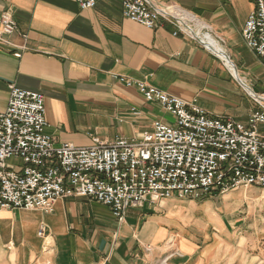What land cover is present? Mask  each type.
<instances>
[{
  "label": "crops",
  "instance_id": "0c3cea01",
  "mask_svg": "<svg viewBox=\"0 0 264 264\" xmlns=\"http://www.w3.org/2000/svg\"><path fill=\"white\" fill-rule=\"evenodd\" d=\"M149 1L217 43L242 84L218 54L174 23L159 19L146 28L123 17L118 0L86 9L74 0H0V14L10 11L17 24L6 38L26 48L17 58L16 48L0 43V112L9 85L39 92L55 145L78 147L134 139L155 121L173 122L157 102L119 81L124 76L246 123L258 110L253 96H264V65L242 39L254 1ZM258 129L264 133V125ZM212 198L225 200L227 212ZM41 223L47 249L37 236ZM0 264H264V190L145 202L128 208L122 222L109 207L76 196L60 198L51 213L1 209Z\"/></svg>",
  "mask_w": 264,
  "mask_h": 264
},
{
  "label": "built area",
  "instance_id": "2783aa9c",
  "mask_svg": "<svg viewBox=\"0 0 264 264\" xmlns=\"http://www.w3.org/2000/svg\"><path fill=\"white\" fill-rule=\"evenodd\" d=\"M74 1L81 9L96 3ZM253 1L242 39L264 65V0ZM118 2L123 17L146 28H154L162 19L174 23L176 32L195 38L194 31L206 38L171 9L156 8L149 0ZM16 32L11 12L3 11L0 43L16 48L13 55L19 58L25 46L6 38ZM119 81L134 86L146 101L157 102L173 122L155 121L151 131L130 140L116 138L87 147L55 145L46 132L43 95L8 86L7 106L0 112V210L51 213L60 198L76 196L109 207L122 222L128 208H141L145 202L199 199L250 186L264 190V133L258 129L264 125V96H253L258 110L240 123L212 115L145 81L124 76ZM11 157L21 164H8ZM37 236L47 249L45 224L39 225Z\"/></svg>",
  "mask_w": 264,
  "mask_h": 264
},
{
  "label": "rangeland",
  "instance_id": "374dc122",
  "mask_svg": "<svg viewBox=\"0 0 264 264\" xmlns=\"http://www.w3.org/2000/svg\"><path fill=\"white\" fill-rule=\"evenodd\" d=\"M6 162L8 164H14V165H20L21 164V162L19 160L15 159L14 157H11ZM239 193H240L239 191L236 193H232L231 194L232 197L230 199H228L227 202H230V204H233L232 202H234L236 200L235 196L238 195L237 197H239ZM212 202H214L215 204H219L220 206H222L223 211L227 212L226 210L228 209L229 204H226L225 200L220 201V199H218V198H214V199L212 198ZM201 213H203L202 210H200L199 213H197V214H201ZM46 244H49L48 239L46 240Z\"/></svg>",
  "mask_w": 264,
  "mask_h": 264
},
{
  "label": "bare ground",
  "instance_id": "6f19581e",
  "mask_svg": "<svg viewBox=\"0 0 264 264\" xmlns=\"http://www.w3.org/2000/svg\"><path fill=\"white\" fill-rule=\"evenodd\" d=\"M191 15V14H190ZM191 17V16H190ZM193 18V17H192ZM187 19V18H186ZM191 19V18H189ZM204 25V24H203ZM197 26V25H196ZM200 26V25H199ZM207 26V25H206ZM206 42V44L212 48L215 52L218 53V55L223 58L224 62L226 63V65L230 68V70L236 75L235 70L233 69V66L231 64V62L228 60V57L226 55L223 54V51L221 49V47L219 45H217V43H213L211 42L207 37L204 40Z\"/></svg>",
  "mask_w": 264,
  "mask_h": 264
},
{
  "label": "water",
  "instance_id": "95a60500",
  "mask_svg": "<svg viewBox=\"0 0 264 264\" xmlns=\"http://www.w3.org/2000/svg\"><path fill=\"white\" fill-rule=\"evenodd\" d=\"M192 31V30H191ZM192 34L194 35V37H195V39H197L201 44H203V45H205V46H207L209 49H211L213 52H215L212 48H210L207 44H206V42L203 40V39H201V37L198 35V34H196L194 31H192ZM216 54H218L217 52H215ZM224 55H226L225 53H223ZM227 56V55H226ZM223 59V58H222ZM229 60V59H228ZM230 61V60H229ZM231 62V61H230ZM231 64H232V62H231ZM232 66H233V64H232ZM233 69L235 70V67L233 66ZM236 72V71H235ZM234 74V73H233ZM234 76L237 78V80L241 83V81L238 79V77H237V74L235 75L234 74ZM242 84V83H241ZM244 85V84H243ZM246 87V86H245ZM247 89H249L248 87H247ZM254 95V94H253ZM255 96V95H254Z\"/></svg>",
  "mask_w": 264,
  "mask_h": 264
}]
</instances>
